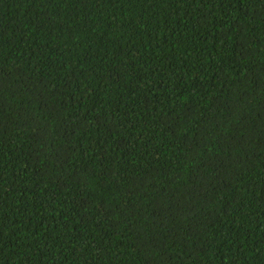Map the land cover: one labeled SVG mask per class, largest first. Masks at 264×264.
<instances>
[{
	"label": "trees",
	"instance_id": "trees-1",
	"mask_svg": "<svg viewBox=\"0 0 264 264\" xmlns=\"http://www.w3.org/2000/svg\"><path fill=\"white\" fill-rule=\"evenodd\" d=\"M0 264H264V0H0Z\"/></svg>",
	"mask_w": 264,
	"mask_h": 264
}]
</instances>
